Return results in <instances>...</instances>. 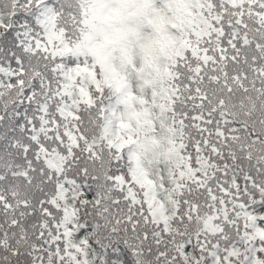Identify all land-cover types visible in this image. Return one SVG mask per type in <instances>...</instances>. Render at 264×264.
<instances>
[{"label":"snow or ice","instance_id":"6c2138e0","mask_svg":"<svg viewBox=\"0 0 264 264\" xmlns=\"http://www.w3.org/2000/svg\"><path fill=\"white\" fill-rule=\"evenodd\" d=\"M0 264H264V0H0Z\"/></svg>","mask_w":264,"mask_h":264}]
</instances>
